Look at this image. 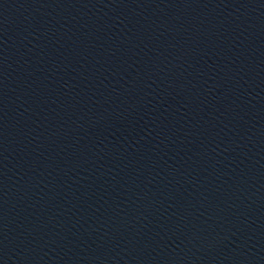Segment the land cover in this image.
Masks as SVG:
<instances>
[{
	"label": "water",
	"instance_id": "obj_1",
	"mask_svg": "<svg viewBox=\"0 0 264 264\" xmlns=\"http://www.w3.org/2000/svg\"><path fill=\"white\" fill-rule=\"evenodd\" d=\"M3 264H264V101L111 206Z\"/></svg>",
	"mask_w": 264,
	"mask_h": 264
}]
</instances>
